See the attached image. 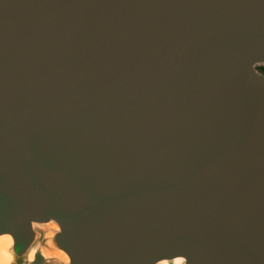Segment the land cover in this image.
<instances>
[{
    "label": "water",
    "instance_id": "obj_1",
    "mask_svg": "<svg viewBox=\"0 0 264 264\" xmlns=\"http://www.w3.org/2000/svg\"><path fill=\"white\" fill-rule=\"evenodd\" d=\"M260 65L264 0H0L6 264H264Z\"/></svg>",
    "mask_w": 264,
    "mask_h": 264
},
{
    "label": "rangeland",
    "instance_id": "obj_2",
    "mask_svg": "<svg viewBox=\"0 0 264 264\" xmlns=\"http://www.w3.org/2000/svg\"><path fill=\"white\" fill-rule=\"evenodd\" d=\"M264 66V65H263ZM259 66H257L258 69ZM259 70V69H258ZM37 238L30 258H26L18 264H61L63 262V254L53 249L52 234L54 232L53 224L37 226ZM168 264H179L178 262H169Z\"/></svg>",
    "mask_w": 264,
    "mask_h": 264
},
{
    "label": "bare ground",
    "instance_id": "obj_3",
    "mask_svg": "<svg viewBox=\"0 0 264 264\" xmlns=\"http://www.w3.org/2000/svg\"><path fill=\"white\" fill-rule=\"evenodd\" d=\"M6 240L10 243V237L9 236H6ZM58 253L63 254L65 259L67 258L66 255L62 251L58 250ZM7 259H8L7 256L3 254L2 250H0V264H6Z\"/></svg>",
    "mask_w": 264,
    "mask_h": 264
},
{
    "label": "trees",
    "instance_id": "obj_4",
    "mask_svg": "<svg viewBox=\"0 0 264 264\" xmlns=\"http://www.w3.org/2000/svg\"><path fill=\"white\" fill-rule=\"evenodd\" d=\"M258 69H259V71H260L261 73L264 74V66H263V65H260V66L258 67Z\"/></svg>",
    "mask_w": 264,
    "mask_h": 264
}]
</instances>
